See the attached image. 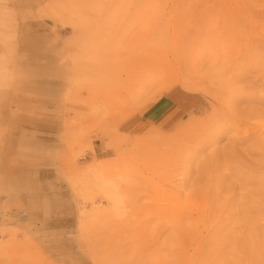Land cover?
Here are the masks:
<instances>
[{
  "label": "rangeland",
  "instance_id": "1",
  "mask_svg": "<svg viewBox=\"0 0 264 264\" xmlns=\"http://www.w3.org/2000/svg\"><path fill=\"white\" fill-rule=\"evenodd\" d=\"M0 264H264V0H0Z\"/></svg>",
  "mask_w": 264,
  "mask_h": 264
},
{
  "label": "crops",
  "instance_id": "2",
  "mask_svg": "<svg viewBox=\"0 0 264 264\" xmlns=\"http://www.w3.org/2000/svg\"><path fill=\"white\" fill-rule=\"evenodd\" d=\"M41 29L42 28H40V30ZM40 30H36V31L39 32ZM18 96L19 97L16 100V102L18 103V106L21 107L27 113H29V115H39L45 118H49V117L58 116V114H60L58 112L59 108L58 107L56 108L54 105L47 104L43 102L42 100L33 101L28 98L26 100L25 98H23L26 96H23L21 94H18ZM170 104H169V100L167 99L163 100V103L161 106V110L163 109L162 113L169 110V108L171 107ZM42 166L46 167L45 165H42ZM56 179H58L57 176H48V177H45L44 180L40 181V184L43 183V185H45L44 186L45 191H42V193L46 197L44 201L45 200L48 201L49 207L52 209V212L50 213L55 214L56 216L60 215L63 217V219L65 218L69 220L71 217L70 206L69 204H65L66 198H64L65 196L63 192L60 190L61 187L56 186L58 184ZM56 199H59L60 205L59 206L51 205V201L56 200Z\"/></svg>",
  "mask_w": 264,
  "mask_h": 264
}]
</instances>
